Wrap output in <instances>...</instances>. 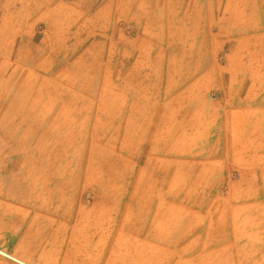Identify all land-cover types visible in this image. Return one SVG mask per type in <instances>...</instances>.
<instances>
[{
	"label": "rangeland",
	"instance_id": "obj_1",
	"mask_svg": "<svg viewBox=\"0 0 264 264\" xmlns=\"http://www.w3.org/2000/svg\"><path fill=\"white\" fill-rule=\"evenodd\" d=\"M227 56L263 58L264 75V0H0V199L54 228L100 220L112 232L137 192L194 201L133 182L172 181L188 150L211 146L190 140L203 124L185 102L199 101L189 86ZM239 192L209 199H229L234 215L257 201ZM224 243L242 248L235 264H264V236ZM12 257L0 264H20Z\"/></svg>",
	"mask_w": 264,
	"mask_h": 264
},
{
	"label": "crops",
	"instance_id": "obj_2",
	"mask_svg": "<svg viewBox=\"0 0 264 264\" xmlns=\"http://www.w3.org/2000/svg\"><path fill=\"white\" fill-rule=\"evenodd\" d=\"M225 60L224 69L210 66L189 86L201 102L191 98L185 102L203 124L190 140L213 141L211 146L188 150L191 158L174 171L172 181L133 182L135 188L164 185L186 190L177 194L188 192L194 201L163 197V202H154L147 197L152 193L137 192L141 199L113 218L112 232L103 230L100 220L89 229L54 228L52 217L46 218L48 223H38L37 213L13 215L17 213L0 199V254L12 253L20 264H235L245 260L246 256H239L242 248L224 243V238L264 236V75L256 74L263 58L227 56ZM214 85L220 90L206 100L205 89ZM208 104L212 114L206 110ZM179 174L188 179L177 180ZM228 189H240L238 199L257 201L230 215L229 199L221 202L215 194L209 199L212 190ZM8 214L12 221L7 223ZM208 238L216 239L210 243Z\"/></svg>",
	"mask_w": 264,
	"mask_h": 264
},
{
	"label": "bare ground",
	"instance_id": "obj_3",
	"mask_svg": "<svg viewBox=\"0 0 264 264\" xmlns=\"http://www.w3.org/2000/svg\"><path fill=\"white\" fill-rule=\"evenodd\" d=\"M243 31H245V30H243ZM238 32H242V30L238 29Z\"/></svg>",
	"mask_w": 264,
	"mask_h": 264
}]
</instances>
